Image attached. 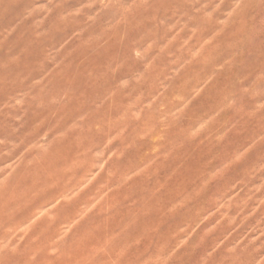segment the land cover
<instances>
[{"label": "clouds", "instance_id": "obj_1", "mask_svg": "<svg viewBox=\"0 0 264 264\" xmlns=\"http://www.w3.org/2000/svg\"><path fill=\"white\" fill-rule=\"evenodd\" d=\"M69 2L0 28V264H264V0Z\"/></svg>", "mask_w": 264, "mask_h": 264}, {"label": "rangeland", "instance_id": "obj_2", "mask_svg": "<svg viewBox=\"0 0 264 264\" xmlns=\"http://www.w3.org/2000/svg\"><path fill=\"white\" fill-rule=\"evenodd\" d=\"M81 2V0H70L68 7H76ZM29 6V0H16L15 7L7 14L0 13V28L8 27L10 24L15 23L16 19L18 18V14L22 12V10ZM62 39V36H57V40ZM193 83H195V80H193ZM201 102L204 103L205 107H207V104L210 103V101L204 100V98H201V101H197L194 107H197L201 104ZM204 109L198 108L199 111H203ZM238 139V138H234ZM130 157L133 159L135 158V153H130ZM127 163V161H125ZM243 167V166H242ZM183 220L181 218H177L175 221H171L170 225L171 227H175L177 224H181ZM207 226V225H206ZM169 227L166 225V228Z\"/></svg>", "mask_w": 264, "mask_h": 264}]
</instances>
